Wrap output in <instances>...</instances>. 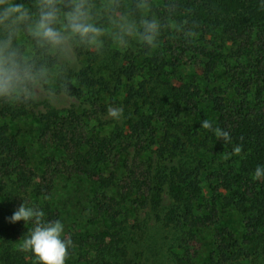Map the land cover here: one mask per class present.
Wrapping results in <instances>:
<instances>
[{"label":"trees","instance_id":"16d2710c","mask_svg":"<svg viewBox=\"0 0 264 264\" xmlns=\"http://www.w3.org/2000/svg\"><path fill=\"white\" fill-rule=\"evenodd\" d=\"M120 2L135 15L132 0ZM150 9L165 25L155 47L78 49L77 69L27 36L17 41L84 108L40 115L42 158L33 166L11 123L36 102L0 103V264H36L20 248L34 225L8 218L25 201L45 222H61L60 178L98 189L89 225L99 230L63 235L71 241L64 264H146L145 252L161 245L151 222L170 240L173 264H198L209 231L214 264H264V179H253L264 165V0H150ZM115 105L121 120L103 134ZM205 120L230 142L203 129ZM229 213L241 231L226 225Z\"/></svg>","mask_w":264,"mask_h":264},{"label":"clouds","instance_id":"9594fccd","mask_svg":"<svg viewBox=\"0 0 264 264\" xmlns=\"http://www.w3.org/2000/svg\"><path fill=\"white\" fill-rule=\"evenodd\" d=\"M128 11L120 0H0V103L26 105L41 97L55 99L51 86L52 69L32 61L17 43L27 36L35 48L55 56L59 63L69 66L78 49L102 54L106 43L126 49L135 41L146 49L155 47L165 25L150 14V0H132ZM103 21V22H102ZM118 117L119 110H109ZM201 127L214 131L230 142L228 131L213 128L210 121ZM239 152L237 146L234 149ZM254 180L264 179V165H257ZM44 212L23 201L8 218L16 224H33L23 235L20 248L30 252L36 264H64L71 241L63 238L64 226L59 221L43 220Z\"/></svg>","mask_w":264,"mask_h":264},{"label":"rangeland","instance_id":"374dc122","mask_svg":"<svg viewBox=\"0 0 264 264\" xmlns=\"http://www.w3.org/2000/svg\"><path fill=\"white\" fill-rule=\"evenodd\" d=\"M71 66L74 68H80L83 66L81 60L75 56L74 61ZM55 73H52L51 86L55 91V99L49 100L45 97H41L36 100V106L31 110L32 113L26 117L21 122L11 123L12 131L15 135H18L19 140L23 145H25L31 153L32 165H38L39 161L42 158V150L40 144L37 140V130L39 128V117L41 114H46L50 110L66 111L74 108L78 112L82 111L84 106L80 101L68 97L65 94L59 93L57 84H56ZM110 109L119 110L121 113V108L118 105L111 107ZM102 122H106L107 126L104 127L103 134H110L112 129L117 123L121 120L120 114L118 117H113L108 112L104 117H102ZM127 156V158H130ZM146 158V157H145ZM152 159L153 155H152ZM98 189L97 187L88 184L84 181L78 182L76 179L68 181L65 178H60L57 184L56 189V201L58 202L60 209L62 211V221L61 223L64 226L63 235L68 232H77V231H98L99 227H93L89 225L90 216H89V201L93 196L94 192ZM141 216V215H140ZM142 219H145V214H142ZM240 217L235 213H229L225 216L226 225H228L233 231L240 230ZM154 223V222H153ZM152 222L149 224V231L151 234H159L160 237L154 239L156 243H161L160 249L157 254L146 251L145 258H147L146 264H173L171 254L169 253L168 247L170 245V240L164 239L163 235L159 231L153 230ZM150 235V234H149ZM212 233L211 231L207 232L204 236V246L201 251V256L198 260V264H214L211 262L212 259Z\"/></svg>","mask_w":264,"mask_h":264}]
</instances>
